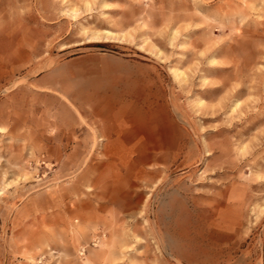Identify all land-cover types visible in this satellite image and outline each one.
<instances>
[{"label":"rangeland","instance_id":"obj_1","mask_svg":"<svg viewBox=\"0 0 264 264\" xmlns=\"http://www.w3.org/2000/svg\"><path fill=\"white\" fill-rule=\"evenodd\" d=\"M0 264H264V0H0Z\"/></svg>","mask_w":264,"mask_h":264},{"label":"bare ground","instance_id":"obj_2","mask_svg":"<svg viewBox=\"0 0 264 264\" xmlns=\"http://www.w3.org/2000/svg\"><path fill=\"white\" fill-rule=\"evenodd\" d=\"M103 112V111H102ZM104 129V128H103ZM184 234V233H183Z\"/></svg>","mask_w":264,"mask_h":264}]
</instances>
